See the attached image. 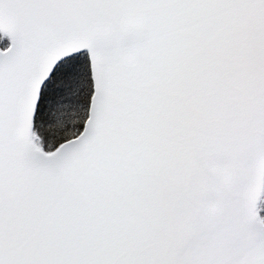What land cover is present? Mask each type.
<instances>
[{"label":"snow or ice","instance_id":"snow-or-ice-1","mask_svg":"<svg viewBox=\"0 0 264 264\" xmlns=\"http://www.w3.org/2000/svg\"><path fill=\"white\" fill-rule=\"evenodd\" d=\"M0 264H264V0H0Z\"/></svg>","mask_w":264,"mask_h":264}]
</instances>
